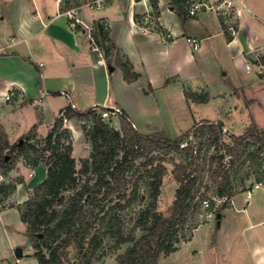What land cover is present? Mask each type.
Instances as JSON below:
<instances>
[{"label": "crops", "instance_id": "crops-1", "mask_svg": "<svg viewBox=\"0 0 264 264\" xmlns=\"http://www.w3.org/2000/svg\"><path fill=\"white\" fill-rule=\"evenodd\" d=\"M155 1L159 14L152 0H0V114L11 144L17 133L51 130L72 104L79 113L119 107L143 135L165 131L151 128V122L161 117L168 123L180 105L192 114L196 107L222 108L212 118L192 115L190 127L173 139L203 120L222 122L234 132L253 124L264 131V0H235L241 18L234 39L223 33L213 13L189 17L186 12L181 18L174 0ZM97 24L107 32V44L115 46L110 62L105 53L101 58L92 50ZM189 39H197L200 47L195 49ZM117 56L139 75L137 81L125 80ZM186 90L206 94L208 102H188ZM12 98L15 104L9 102ZM77 120L65 122L79 134ZM256 185V191L264 190V180ZM259 201L248 199L242 207L234 199L231 217L221 221L214 237L196 241L200 227L190 242L162 261L264 264V191ZM11 220L28 231L20 208L3 210L0 228L10 242L15 236ZM28 241L27 251L9 243L0 264L17 257V248L23 254L16 264H40Z\"/></svg>", "mask_w": 264, "mask_h": 264}, {"label": "trees", "instance_id": "trees-1", "mask_svg": "<svg viewBox=\"0 0 264 264\" xmlns=\"http://www.w3.org/2000/svg\"><path fill=\"white\" fill-rule=\"evenodd\" d=\"M174 7L178 15L183 18L186 13L187 4L183 0H174ZM154 12L158 13V3L152 0ZM102 49L106 60L111 61L115 52L114 45H108V35L101 24L96 25V31L92 32ZM116 62L122 69L124 78L129 83L137 81L139 75L132 72L128 63H123L117 56ZM186 99L198 103L208 102L206 94H199L189 90L185 91ZM78 119L81 122L91 123V129L83 127L86 138L93 146L92 160H82V169L77 170L76 160L73 157V134L70 129L64 126L69 119ZM117 130L111 126L112 118L105 120L99 114L98 109H90L84 113L75 112L71 107L67 108L63 116L56 119L51 132L44 139L45 148L40 149L36 144L30 142L23 146L12 145L9 137L0 123V168L10 170L19 157H26L29 164L38 165L44 151H51L47 160L48 169L44 181L34 188L33 194L26 202L25 208L20 209L21 220L27 225L30 243L39 249V242L45 245L61 241L58 248H65L73 241L81 248L85 244L93 218L95 216V205L98 202V195L103 194L107 199L118 193L119 197L126 198L125 191L128 189V173L135 162L141 158H149L146 162L151 165L157 161V165L148 170L151 181V201L147 209L142 213L139 225L145 227L147 233L140 239L135 235L124 236L119 227L114 235L118 244L133 243L124 254L120 255L118 264H158L160 255H169L177 251L175 244H179V228L184 225L190 210L201 208L204 198H200V191L203 184V175L206 174V167L211 172L212 179L218 187L216 197L209 198L212 210L215 208L216 200L226 199V202L219 208H227V201H230L235 192L232 188V171L235 167L234 157L239 154L247 155V161L253 164L259 162L262 167L261 157L264 154V131H260L253 124L241 136H232L230 143L224 142L222 122L202 121L196 123L190 130L173 139L165 131L156 132L151 135H143L136 131L129 121L127 115L122 113L119 117ZM35 128L30 132L35 134ZM194 139V143H192ZM198 140V142L196 140ZM33 141V139H31ZM222 143L225 154L220 156L208 155L203 152L205 147L208 150L212 146ZM255 146V151L248 150ZM119 152H123L121 160L118 159ZM180 152L190 157V161L184 164H177L173 170L175 179L180 183L173 202L172 212L165 217L158 212V198L161 194L163 178L167 172L166 166L162 163L173 160L170 155ZM158 153L162 156H156ZM36 155L34 158L32 155ZM232 158L229 168L223 165L226 156ZM219 166L215 169L214 165ZM93 174L94 183L86 181L82 188L78 187L77 174ZM264 173V171H263ZM264 179H262L263 181ZM261 180H258V183ZM76 191L72 203L65 215L54 225L58 213L56 208L64 203L67 191ZM128 200V204L135 199V192ZM93 208L89 207V203ZM202 209V208H201ZM216 210V209H215ZM81 248V253L83 252ZM64 258L68 252L63 251ZM35 257L40 264H62L61 257L57 252H51L49 258L40 253Z\"/></svg>", "mask_w": 264, "mask_h": 264}, {"label": "rangeland", "instance_id": "rangeland-1", "mask_svg": "<svg viewBox=\"0 0 264 264\" xmlns=\"http://www.w3.org/2000/svg\"><path fill=\"white\" fill-rule=\"evenodd\" d=\"M236 94L239 96V92H236ZM14 99H10L9 102L11 104H15ZM179 108V114L176 113L177 115H174V118H172V116L170 115L168 123L165 120L162 121L161 117L155 118V120L153 119L154 121L151 122V128L164 129L169 136H174L176 135L175 133H179L180 130L184 131L190 127V124L193 120L192 115L196 117L195 119L205 117L212 118L216 116V112L218 113V111H220L222 107H219L218 104L211 106H202L201 108L196 107L195 109H193L194 114H192L185 105H180ZM117 119L119 118L117 117L115 119V117H112L111 126L119 130L120 127ZM66 123L67 122H64V126L68 128L66 126ZM76 123V126L79 127V134L78 132H75L73 125L69 124L72 129H68H70L73 134V148L75 149V154L73 149V157L76 160V167L79 171L82 169V160H92L93 146L83 132L84 126H86L88 129H91L92 124L89 122H81L79 120H77ZM146 126L143 125L142 131L147 133L148 130L144 128ZM51 130H48L44 134H39L37 133V131H35V134L31 132H28L24 135L17 133V135L15 134L12 145L17 144L20 147L27 143V140H30V142L36 144L38 148L43 149L45 148L44 139L49 135ZM246 131L244 128H238V130H235V132L224 128L223 141L226 143H230V139L233 135H243ZM74 132L76 133L75 136ZM31 139H33V141ZM196 141L198 142V140ZM192 143H194V139ZM248 151H255V146H252ZM203 152H207L209 156H220V154H225L226 151L224 150V146L222 145V143L219 142L218 144L212 146V148L208 151L204 147ZM50 155L51 151H44L41 155L40 163L36 166L29 164L26 157L22 156L14 162V165L10 170H7V168L4 167L0 168V212L8 208H25V204L32 196L34 188L46 178L48 169L47 160L49 159ZM155 155L162 156L158 153H155ZM247 155L248 153H239L234 157V161L227 155L223 160V165L226 166V168H229V165L232 161L235 162L231 180L235 196L230 201H227L228 205L224 210L219 209L224 203L221 201H217L218 207L215 208L216 210L213 209L211 214L210 212L204 211L201 208H197V210L196 208H194V210H190L186 222L184 223V225H182V227L179 228V237L181 239V242L179 244H175L177 250H179L180 247H182L185 243L190 242L194 236L195 230L200 227H203V229L198 234L196 241H198V239L202 238V236L204 235H206L207 238L208 236L212 235L214 237L215 230L220 229V226L217 225L216 214L221 213L223 215L221 221H224V219L227 217H231V208H233L232 203L234 199L239 206H247L246 192L252 191L256 183H258V180L262 181V179H264V173L261 171L262 167L259 165L260 161L253 164L251 161H247ZM32 156L36 158L37 154H33ZM122 157L123 152H119L118 159L121 160ZM170 157H172L173 160L162 162L166 166L167 172L163 178L161 194L158 198V212L165 217H169L171 215L173 202L176 199V193L180 186V183L175 179L173 170L175 169L177 164H184L190 161V157H188L186 154H181L180 152L172 153ZM148 160L149 158L146 157L139 159L135 162L131 171L128 173V189L125 191L126 198L119 197L118 193L112 195L107 199L103 198V194L98 195V202L94 208L95 216L93 218L92 226L85 238V244L83 248L81 247L83 249V252H85L86 254L81 253V248L74 241L70 245L61 249L58 248L61 241H58L56 243H49L48 245H45L43 242H39V249L33 247L34 254L38 252L44 255L46 258H49L51 252H57V254L61 257L62 264H118L117 258L120 255L124 254L129 248H131L133 246V243L118 244L117 237L114 235V232H116V230L120 227L124 236H130L133 234L137 239H140L147 233L145 227L139 225V220L142 213L147 209L148 204L151 201L152 179L147 172L152 167L157 165V161L153 162L151 165H147L146 162ZM262 160H264V155H262L261 157V163ZM218 166V164H215L214 168L216 169ZM205 172L206 174L203 175L204 182L202 184L199 196L200 198H204V200H209V198L216 197L218 187L214 183L208 167H206ZM94 179L95 176L93 174L78 173V187L82 188L86 181L94 183ZM134 190H136L135 199L132 203L128 204V200L132 197V193L134 192ZM263 191V189L257 191L254 190L251 193V197L249 199L251 201V204L256 201L260 202L259 200L263 195ZM75 192L76 191L74 190H70L65 193L64 203L56 208L58 217L52 225L63 218V216L65 215V211L69 209L72 203ZM88 203V206L91 207L92 205L89 201ZM91 208H93V206ZM12 220L14 219L12 218ZM12 220V223H10V231L15 235L12 237L13 241L14 243H17L15 244L16 246H22L25 251H27L29 246V234H27L28 231L26 233V229L25 227H23V225H17L16 222ZM3 231L4 230L0 228V254L7 251V249H10L11 245L9 247V243H12V247L14 248L13 241H8L5 232ZM63 251L68 252L67 258H64V256L62 255ZM169 255H165L164 253H162L160 255L158 264H168L169 261H162V259L166 260ZM16 259L17 257H14L12 259H8L7 261L9 262V264H16Z\"/></svg>", "mask_w": 264, "mask_h": 264}, {"label": "built area", "instance_id": "built-area-1", "mask_svg": "<svg viewBox=\"0 0 264 264\" xmlns=\"http://www.w3.org/2000/svg\"><path fill=\"white\" fill-rule=\"evenodd\" d=\"M183 1L187 4L186 12L189 17H196L201 13H209V12L213 13L219 18L224 34L228 35L229 37L233 39L237 36L238 31H239V26H240L241 13L236 8L235 0H217V1L183 0ZM61 2H63V0H58V3H61ZM73 25L75 26L76 24L74 23ZM92 31H95V28H92ZM143 32L148 33L149 30L144 28ZM91 41H92L93 52L97 53L99 57L103 58L104 51L102 50L100 44L98 43V41L93 35L91 36ZM189 41L191 42V44L193 45L195 49L200 47V43L197 39H189ZM74 107L75 106L72 104V108ZM122 113L123 111L119 107L103 108L99 110V114L105 120L111 119L112 117H119ZM258 187L259 185H255L252 191L246 192L247 194L246 200L250 199L251 193ZM215 200H216L215 208L218 207L217 201L226 202V199H222V200L215 199ZM201 208L204 211L210 212V214L213 211L210 200H203ZM216 219H217V214H216ZM217 222H218V219H217ZM6 264H9V263H6Z\"/></svg>", "mask_w": 264, "mask_h": 264}, {"label": "water", "instance_id": "water-1", "mask_svg": "<svg viewBox=\"0 0 264 264\" xmlns=\"http://www.w3.org/2000/svg\"><path fill=\"white\" fill-rule=\"evenodd\" d=\"M221 218H222V214H220V213L217 214V219H218L217 225L218 226H220ZM22 254H23L22 248H17V250H16V256L17 257H20Z\"/></svg>", "mask_w": 264, "mask_h": 264}]
</instances>
